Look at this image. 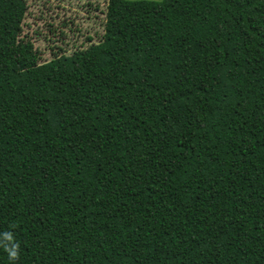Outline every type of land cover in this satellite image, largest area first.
<instances>
[{
	"label": "trees",
	"instance_id": "trees-1",
	"mask_svg": "<svg viewBox=\"0 0 264 264\" xmlns=\"http://www.w3.org/2000/svg\"><path fill=\"white\" fill-rule=\"evenodd\" d=\"M28 9L0 0V264H264V0H107L47 57Z\"/></svg>",
	"mask_w": 264,
	"mask_h": 264
},
{
	"label": "rangeland",
	"instance_id": "rangeland-1",
	"mask_svg": "<svg viewBox=\"0 0 264 264\" xmlns=\"http://www.w3.org/2000/svg\"><path fill=\"white\" fill-rule=\"evenodd\" d=\"M26 2L29 9L23 34L36 41V47L43 53L42 56H49L51 48L49 41L44 42V36L51 38L55 36L48 33L49 25L53 26L51 29L56 33L61 31L60 24L63 22L82 23V29L90 28L93 30L92 34L102 31L101 24L107 0H26ZM37 35L39 40L35 39Z\"/></svg>",
	"mask_w": 264,
	"mask_h": 264
}]
</instances>
